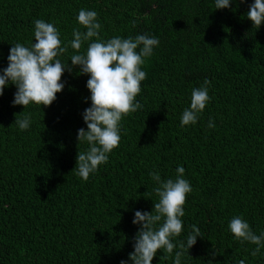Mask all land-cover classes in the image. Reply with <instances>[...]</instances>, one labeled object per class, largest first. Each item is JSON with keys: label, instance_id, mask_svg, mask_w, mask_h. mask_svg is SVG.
<instances>
[{"label": "trees", "instance_id": "16d2710c", "mask_svg": "<svg viewBox=\"0 0 264 264\" xmlns=\"http://www.w3.org/2000/svg\"><path fill=\"white\" fill-rule=\"evenodd\" d=\"M253 2L215 9L214 0H0V69L12 45L35 42L36 19L54 24L62 46L74 28L84 31L76 19L81 8L98 13L102 40L145 33L159 40L141 68L147 75L136 100L143 107L122 118L119 146L87 181L74 168L78 150L88 147L77 134L87 129L89 76L79 66L66 70L65 87L48 107L13 106L17 89L5 87L0 264H132L140 227L134 213L152 211L158 200L149 173L174 179L179 166L192 192L173 242L186 241L193 225L201 234L181 264H264V247L252 256L257 246L228 228L242 216L255 234L264 232V23L256 29L247 19ZM72 54L69 47L58 58L71 66ZM205 79L210 100L196 124L181 127L191 91ZM28 113L32 123L20 130L15 114ZM176 250H158L152 264H174Z\"/></svg>", "mask_w": 264, "mask_h": 264}, {"label": "clouds", "instance_id": "9594fccd", "mask_svg": "<svg viewBox=\"0 0 264 264\" xmlns=\"http://www.w3.org/2000/svg\"><path fill=\"white\" fill-rule=\"evenodd\" d=\"M240 2L244 3L245 0ZM214 5L215 9L230 8L231 0H214ZM246 17L254 28L259 29L264 23V0H254L249 5ZM76 19L84 31L74 28L73 38L63 46L60 33L53 23L43 19L34 21L35 42L28 46L19 42L12 45L7 67L0 69V96L10 83L17 89L13 106L26 108L35 103L48 107L65 87L62 82L64 72H71L72 68L79 66V74L89 76L86 87L91 94V106L82 114L87 129L80 128L77 134L78 144L86 143L88 147L84 151L78 150L74 169L78 177L87 181L101 164L108 162L109 154L119 146L122 118L143 107L136 100L141 93V82L147 75L141 68L145 60L153 55L159 40L146 33L102 40L99 36L102 25L98 22L96 11L81 8ZM93 38H96L95 41ZM85 42H88L87 47L81 52ZM69 47L74 50L69 59L71 66L58 58ZM208 85L210 81L205 79L204 86L192 89L190 107L182 113L181 127L197 123L210 100ZM13 123L20 130H26L32 123L31 114L19 117L15 114ZM208 127H215L213 120H209ZM176 173L174 179H162L156 171L149 173L157 184L153 192L158 200L153 201L152 211L137 210L134 213L132 223L140 227L134 237V250L129 253L132 264H152L158 250H162L165 256H171L174 249H177L174 264H181L185 252L188 253L197 238L201 237L200 230L193 225L186 241L173 242V238L179 237L183 231L184 205L187 195L192 192L190 182L184 178V167H177ZM143 195L146 198L147 191ZM228 228L236 240L257 246L251 252L252 256H257L264 247V232L255 234L242 216H233ZM120 264L128 262L121 260ZM238 264L245 262L240 260Z\"/></svg>", "mask_w": 264, "mask_h": 264}]
</instances>
